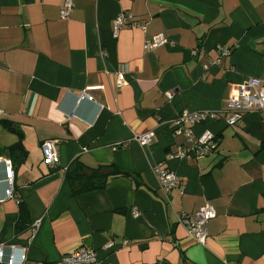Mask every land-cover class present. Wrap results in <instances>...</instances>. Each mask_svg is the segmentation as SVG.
Returning <instances> with one entry per match:
<instances>
[{"label":"crops","instance_id":"1","mask_svg":"<svg viewBox=\"0 0 264 264\" xmlns=\"http://www.w3.org/2000/svg\"><path fill=\"white\" fill-rule=\"evenodd\" d=\"M72 1L63 19L65 0H0V264L11 246L48 263L86 248L97 264H264V120L257 110L235 126L222 116L245 80L264 85V0ZM123 12L144 28L114 34ZM157 34L171 44L146 51ZM87 88H98L88 91L94 100L78 104ZM184 111L220 114L193 127L217 136L216 151L167 159L187 145L169 127ZM149 131L150 146L133 139ZM45 140L55 141L58 165L43 162ZM108 165L131 175L72 195L68 171ZM155 168L174 172L181 188L165 195ZM205 205L216 216L201 245L178 216Z\"/></svg>","mask_w":264,"mask_h":264},{"label":"built area","instance_id":"2","mask_svg":"<svg viewBox=\"0 0 264 264\" xmlns=\"http://www.w3.org/2000/svg\"><path fill=\"white\" fill-rule=\"evenodd\" d=\"M73 1L65 0L64 6L61 10V18L67 19L73 11ZM139 27L144 28L142 25L133 21L131 14L121 13L112 21V30L116 34L122 27ZM171 44L168 38L163 34H157L151 39L147 40L144 44L146 51H152L160 46ZM218 53L221 56H230L232 50L226 47H218ZM125 69L119 68L116 72L115 89L119 91L125 84ZM98 88H87L82 91L77 98L78 104L83 100L93 101V96L88 91ZM167 97L170 99L171 95L168 93ZM227 111L222 115L226 124L235 126L240 123L243 114L250 110H257L262 119L264 120V85L256 78H249L245 80L235 94L231 95L227 101ZM0 110V114H2ZM220 114L216 112L200 111V112H181L179 116L170 123V132L173 138L181 137L187 145L182 146L176 153L167 155V159L185 160L189 158H201L207 156L217 149L216 136L205 131L200 135H196L193 127L196 124H201L206 120H216ZM156 138L154 131L145 132L143 134H135L134 140L142 147L150 146ZM41 153L43 162L48 166L59 164V156L56 149L55 141L45 140L41 144ZM5 165V179L8 185L6 190L7 198L13 197V177L14 172L9 160L4 161ZM155 172L159 177L160 189L167 195L169 192L176 188H181L180 180L176 174L167 169L161 170L155 168ZM132 216L138 217L139 211L134 208ZM216 213L214 209L205 205L191 214L181 213L178 216V224L185 227L188 235L193 240L201 245H204L208 238L209 233L206 224L215 218ZM33 232L35 233L37 225H34ZM112 247V243H108L105 248ZM10 252L6 258V264H97V258L94 250L79 248L76 251L63 255L57 262H34L28 259L26 248L21 249L19 254H16V247L11 246ZM3 247L0 246V261L3 260Z\"/></svg>","mask_w":264,"mask_h":264},{"label":"trees","instance_id":"3","mask_svg":"<svg viewBox=\"0 0 264 264\" xmlns=\"http://www.w3.org/2000/svg\"><path fill=\"white\" fill-rule=\"evenodd\" d=\"M130 175L131 174L129 172L123 171L112 165L99 166L95 169H81L78 166H75V168L66 173V180L68 182V185L70 186L72 195L76 196L80 193H85L97 189H104L108 184V180L110 178L129 177ZM22 208L23 207L21 206L20 210Z\"/></svg>","mask_w":264,"mask_h":264}]
</instances>
